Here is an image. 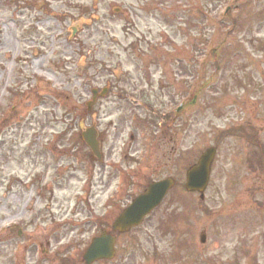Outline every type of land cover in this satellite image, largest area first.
Returning a JSON list of instances; mask_svg holds the SVG:
<instances>
[{
    "label": "rangeland",
    "instance_id": "1",
    "mask_svg": "<svg viewBox=\"0 0 264 264\" xmlns=\"http://www.w3.org/2000/svg\"><path fill=\"white\" fill-rule=\"evenodd\" d=\"M209 146L200 198L185 171ZM168 176L161 204L94 264H264V0H0V264H84L95 218Z\"/></svg>",
    "mask_w": 264,
    "mask_h": 264
},
{
    "label": "water",
    "instance_id": "2",
    "mask_svg": "<svg viewBox=\"0 0 264 264\" xmlns=\"http://www.w3.org/2000/svg\"><path fill=\"white\" fill-rule=\"evenodd\" d=\"M113 12L120 11V8L113 6L111 9ZM89 19L80 18L74 22L70 27V38L81 29L82 24H88ZM79 67L83 69L84 63L80 59L78 63ZM93 98L88 102V109L90 110L96 98V89H92ZM106 89H103L100 93L104 95ZM81 138L89 146L91 153L98 159L101 158L99 151V143L96 139V131L93 126L84 129L81 132ZM215 148H207L199 157L196 164L190 166L186 171L185 187L188 190L203 191L209 175L210 163L214 157ZM173 185L171 178H166L161 181L153 182L148 185L147 189L140 195H138L132 203L126 207L114 220L113 230L126 231L132 226L137 225L143 217L149 213L155 206H157L167 190ZM201 241H204V234H201ZM114 254V237L111 234H104L94 238L91 244L88 246L84 258L88 264L96 259L111 258Z\"/></svg>",
    "mask_w": 264,
    "mask_h": 264
},
{
    "label": "flooded vegetation",
    "instance_id": "3",
    "mask_svg": "<svg viewBox=\"0 0 264 264\" xmlns=\"http://www.w3.org/2000/svg\"><path fill=\"white\" fill-rule=\"evenodd\" d=\"M25 5H30V2H28V3L25 2ZM17 6H20V5H17ZM20 7H21V6H20ZM24 38L29 39L30 36H29V35H28L27 37L24 36ZM100 191H101V190H100ZM96 194H97V193L94 192V193H93V196L96 197V196H95ZM34 200H35V199H33V200L31 201L30 206H32V205L34 204ZM107 206H108V205H107ZM112 209H113V207H112ZM102 225H103V227H105V226L107 225V223L105 224V220H104V219H103Z\"/></svg>",
    "mask_w": 264,
    "mask_h": 264
},
{
    "label": "bare ground",
    "instance_id": "4",
    "mask_svg": "<svg viewBox=\"0 0 264 264\" xmlns=\"http://www.w3.org/2000/svg\"><path fill=\"white\" fill-rule=\"evenodd\" d=\"M46 75H48V76H49V75H50V73L48 72Z\"/></svg>",
    "mask_w": 264,
    "mask_h": 264
}]
</instances>
